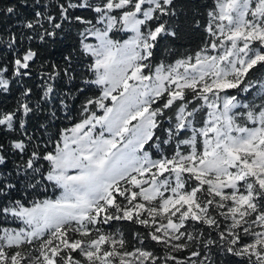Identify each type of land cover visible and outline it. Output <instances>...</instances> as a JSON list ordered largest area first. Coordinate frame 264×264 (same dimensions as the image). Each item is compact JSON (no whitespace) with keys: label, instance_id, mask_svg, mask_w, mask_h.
<instances>
[{"label":"snow or ice","instance_id":"obj_1","mask_svg":"<svg viewBox=\"0 0 264 264\" xmlns=\"http://www.w3.org/2000/svg\"><path fill=\"white\" fill-rule=\"evenodd\" d=\"M0 16V264H264V0Z\"/></svg>","mask_w":264,"mask_h":264},{"label":"trees","instance_id":"obj_2","mask_svg":"<svg viewBox=\"0 0 264 264\" xmlns=\"http://www.w3.org/2000/svg\"><path fill=\"white\" fill-rule=\"evenodd\" d=\"M24 12H26L27 10H23ZM20 17H11L10 19L8 20H5L3 19L2 16H0V31L4 30V29H7L9 26H13V27H16V30L19 31V28L17 26V20L19 19ZM199 39L200 37L198 35H190V36H187L185 37L184 39H182L181 41L178 42V44H182L184 45L185 47H192L194 48L198 43H199ZM71 41L70 40H66L65 41V44H68L70 43ZM25 43H27V41H25ZM39 43L38 40H34L32 42L33 46L35 47L37 44ZM64 47V45H57V46H50L49 49H48V53H50L53 58H57L59 55H60V52H61V49ZM7 50H3V51H0V56H3V55H7ZM13 102L12 100V97H7V98H0V103H7V104H11ZM73 116L76 115L75 111H73L72 113ZM69 121L67 119H64L63 116L61 115V119L57 121V126L58 127H64V126H68L69 125ZM127 232L129 234V237H131V233L132 231L134 230L132 228V226H128L127 227Z\"/></svg>","mask_w":264,"mask_h":264}]
</instances>
